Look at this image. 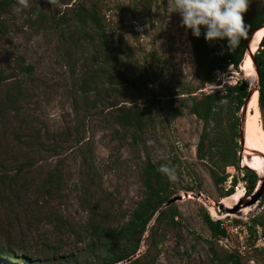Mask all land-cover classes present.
I'll list each match as a JSON object with an SVG mask.
<instances>
[{"label":"rangeland","instance_id":"rangeland-1","mask_svg":"<svg viewBox=\"0 0 264 264\" xmlns=\"http://www.w3.org/2000/svg\"><path fill=\"white\" fill-rule=\"evenodd\" d=\"M7 3L0 8V243L24 260H84L89 220L120 226L128 219L143 195L141 170L149 158L169 168L171 196L181 195L174 203L179 223L161 228L154 264H218L208 251L211 234L200 206L213 220L238 226L220 244L246 255L249 264H261V256L250 247L247 225L253 216L264 214V171L254 170L257 182L250 195L244 194L240 179L233 187L240 199L230 200L224 210L214 208L225 198L220 195L231 176L242 173L225 166L227 180L214 183L209 164L195 156L202 123L189 111L190 94L211 92L242 78L255 89L254 72L248 81L244 61L238 69L229 65L219 70L213 83L199 87L189 32L180 25L178 13L167 12L171 0H27L26 7L19 0ZM74 3L96 7L103 36L131 69L130 80L114 85L115 91L93 58L92 39L76 28ZM250 7L248 3L246 9ZM17 56L33 67L31 73L18 64ZM135 103L146 112L143 126L133 135L117 122L116 108ZM247 105L235 113L239 129ZM226 110L231 120L233 105ZM221 117L209 126L217 137L226 127ZM86 150L90 154H83ZM254 153L242 146L241 160ZM219 159L215 154V166L221 169ZM259 228L254 245L264 247ZM146 236L147 231L138 255L146 248Z\"/></svg>","mask_w":264,"mask_h":264},{"label":"trees","instance_id":"trees-1","mask_svg":"<svg viewBox=\"0 0 264 264\" xmlns=\"http://www.w3.org/2000/svg\"><path fill=\"white\" fill-rule=\"evenodd\" d=\"M7 1H0V8L7 5ZM249 3L251 10L246 9L243 13L244 21L249 26V29L234 50L227 48L226 40L206 42L203 37V28L201 29L200 37L192 36L191 30H188L194 61V73L199 81V87L215 81L216 69L225 70L229 65L238 69L243 61L250 33L264 22V0H250ZM71 12L78 32L81 35H88L94 43L93 58L101 64V70L104 71L108 88L114 91L117 90L114 85L119 86L127 83L131 78V69L120 60L116 48L103 36L104 30L99 12L94 5L85 7L81 3L72 4ZM253 58L257 69V102L264 121V33L259 41L257 50L253 53ZM17 62L25 72H32L33 67L25 64L22 56H17ZM249 89L247 80L242 78L233 84H228L211 92H201L200 95L190 94L189 111L202 123V129L195 146L196 158L209 164L208 171L216 185L223 184L227 180L228 176L223 172L225 166H233L242 173L239 178L238 176H231L230 184L228 187H224L221 197L230 195L233 192L235 183L240 179L244 182V194L247 195H250L257 182V175L254 170L245 165H239L242 146L239 144L241 139L240 129L238 128L240 122L235 113L243 107ZM229 104H232L235 109L232 112L233 118L231 120L227 119V114L225 115L224 112V110L227 112L226 107ZM116 111L117 122L130 128L133 135L143 126V116L146 112V107L136 103L131 105L121 104L117 106ZM220 117L221 121L226 119V127L222 136L217 137L211 134L209 126L217 123ZM83 154H90V151L86 150ZM215 154H218L219 160H221V169L215 166ZM141 177L144 187L143 195L134 204L128 219L123 224L120 226L102 225L96 218L91 217L88 224L89 237L83 250L84 260L76 264L155 263L159 253L158 242L161 237V228L164 225L179 223L175 220L179 211L174 203L159 210L173 192L168 174L160 171V167L149 158L143 161ZM261 200H264V195ZM200 212L202 220L209 228L211 234V239L207 241L211 259L218 264H249L246 255L234 248L225 246L224 243L220 244V240L228 236L225 229L219 225L220 220L210 218L203 206H200ZM151 220L153 222L149 225ZM234 221L239 222L236 219ZM256 226H260L263 229L262 232H264V214L253 216L249 225H247V238L250 237L252 242L250 247L253 248L254 254L261 256V264H264V247L254 245L257 239ZM145 231H147V244L144 251L129 262H124L129 256L138 251ZM24 257L21 254H15L4 243H0V264H15L14 260L20 261L22 264L45 263L44 260H24Z\"/></svg>","mask_w":264,"mask_h":264},{"label":"clouds","instance_id":"clouds-1","mask_svg":"<svg viewBox=\"0 0 264 264\" xmlns=\"http://www.w3.org/2000/svg\"><path fill=\"white\" fill-rule=\"evenodd\" d=\"M249 2L250 0H171L167 12L178 13L180 25L186 31L190 29L192 36L200 37L203 28L206 42L226 40L227 48L234 50L249 29L243 18ZM19 4L26 7L27 0H19ZM160 171L171 175L167 166H161Z\"/></svg>","mask_w":264,"mask_h":264},{"label":"bare ground","instance_id":"bare-ground-1","mask_svg":"<svg viewBox=\"0 0 264 264\" xmlns=\"http://www.w3.org/2000/svg\"><path fill=\"white\" fill-rule=\"evenodd\" d=\"M263 33H264V27H260L253 32L252 38L250 39L248 43V48L245 52L246 56L244 55L243 58L244 61L243 71L248 76V81L252 80V76H253L252 72H254V76L257 81L256 71L255 69H253L254 68L253 62L249 57V53L251 52L255 53ZM256 88L257 87H255V89ZM256 93H258L257 90H254V92L247 100L248 110L246 113V117L243 121L242 132H243V139L245 142V146L243 145V147H245V149L254 150L258 152V154L256 153L250 154L248 157L243 155L241 162L247 165L252 170L264 171V129L262 128V125L259 123L257 118L259 111H258ZM240 196H241L240 192H236V193L233 192L232 194L227 195V197L226 196L225 198L223 197L221 201L225 206H231L230 200L232 201L239 200ZM209 208L213 214L216 213L212 205H210Z\"/></svg>","mask_w":264,"mask_h":264},{"label":"water","instance_id":"water-1","mask_svg":"<svg viewBox=\"0 0 264 264\" xmlns=\"http://www.w3.org/2000/svg\"><path fill=\"white\" fill-rule=\"evenodd\" d=\"M260 27H264V22L259 26V27H257L256 29H258V28H260ZM255 29V30H256ZM255 30H253L251 33H250V35H249V37H248V42H247V48H248V43H249V41H250V39L252 38V34H253V32L255 31ZM249 57H250V59L252 60V62H253V66H254V69H255V71H256V75H257V69H256V67H255V65H254V58H253V53L251 52V53H249ZM250 87V86H249ZM254 90H257V88L256 89H249V92H248V96H247V99L245 100V102H244V105H243V107L246 105V103H247V100H248V98L251 96V94L254 92ZM240 135H241V139H240V141H239V144L241 145V146H243L244 145V139H243V132H242V128L240 129ZM198 195H200V193H197V196ZM184 196H187V193H184ZM179 199H181V195H173V196H171V197H169L162 205H161V207L159 208V210L160 209H162V208H165V207H167V206H169L170 204H172V203H175V201L176 200H179ZM226 206H224V204H223V202L222 201H218V202H216V203H214V208H217V209H219V210H224V208H225ZM158 212V211H157ZM156 212V213H157ZM138 252V251H137ZM137 252L135 253V254H133L132 256H129L124 262H129L131 259H133L134 257H136L138 254H137ZM137 254V255H136Z\"/></svg>","mask_w":264,"mask_h":264},{"label":"built area","instance_id":"built-area-1","mask_svg":"<svg viewBox=\"0 0 264 264\" xmlns=\"http://www.w3.org/2000/svg\"><path fill=\"white\" fill-rule=\"evenodd\" d=\"M219 70L218 69H216L215 70V73L216 72H218ZM243 188V187H242ZM219 225L221 226V227H223L224 229H225V232H226V234L228 235V233H230V232H236V230H237V228H238V226L235 224L234 225V223H230V224H228L227 222H222V221H220V223H219ZM256 228H257V233H258V236L260 237L261 235H260V228H259V226H256ZM263 237V236H262ZM242 243V242H241ZM243 247V246H242Z\"/></svg>","mask_w":264,"mask_h":264}]
</instances>
